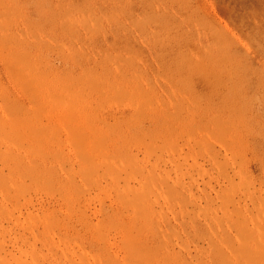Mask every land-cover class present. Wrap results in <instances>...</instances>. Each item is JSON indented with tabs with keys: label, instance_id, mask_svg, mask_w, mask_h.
<instances>
[{
	"label": "rangeland",
	"instance_id": "obj_1",
	"mask_svg": "<svg viewBox=\"0 0 264 264\" xmlns=\"http://www.w3.org/2000/svg\"><path fill=\"white\" fill-rule=\"evenodd\" d=\"M0 264H264V0H0Z\"/></svg>",
	"mask_w": 264,
	"mask_h": 264
}]
</instances>
